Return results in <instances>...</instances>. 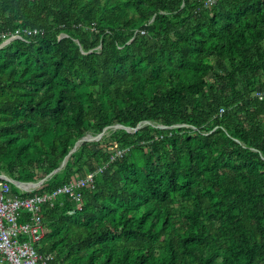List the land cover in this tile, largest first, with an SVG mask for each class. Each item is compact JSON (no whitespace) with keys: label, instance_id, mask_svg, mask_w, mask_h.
<instances>
[{"label":"trees","instance_id":"1","mask_svg":"<svg viewBox=\"0 0 264 264\" xmlns=\"http://www.w3.org/2000/svg\"><path fill=\"white\" fill-rule=\"evenodd\" d=\"M207 1L0 0L40 30L0 47V171L69 155L32 195L110 162L44 206L49 264H264V0Z\"/></svg>","mask_w":264,"mask_h":264},{"label":"built area","instance_id":"2","mask_svg":"<svg viewBox=\"0 0 264 264\" xmlns=\"http://www.w3.org/2000/svg\"><path fill=\"white\" fill-rule=\"evenodd\" d=\"M216 0H208L206 4H212ZM145 33L144 30L141 31ZM40 33L37 28H19L15 32L6 34L0 31V46L10 44L15 39H25V36H35ZM257 95L263 99L264 93L259 91ZM224 110L222 109V112ZM127 149L120 148L111 155V160L124 156ZM110 162L88 172L83 177H77L68 183L59 186L52 192H44L30 195L28 193L40 188L24 184L15 185L13 180L4 171H0V264H49L53 254L39 251L37 245L43 241L46 235L44 220V206L54 205L62 195L71 197L76 209L82 208V192L87 187L95 186V178L104 172ZM20 190V192L18 191Z\"/></svg>","mask_w":264,"mask_h":264},{"label":"water","instance_id":"3","mask_svg":"<svg viewBox=\"0 0 264 264\" xmlns=\"http://www.w3.org/2000/svg\"><path fill=\"white\" fill-rule=\"evenodd\" d=\"M0 47H3V46H0ZM146 123H149V121H146ZM142 123H139V125L135 128H131L129 126H125V125H122V124H115V125H111V126H108V127H105L103 129V131L101 133H99L98 135H87V136H84L83 138L79 139L75 146L73 147V149L70 151V154L75 152L78 147L80 146L81 143L85 142V141H95V140H99L103 137V135L105 134V132L113 127V128H125L126 130H128L129 132H135L137 131L138 129H140L142 127ZM178 126V125H177ZM159 127H162V128H165L166 126L164 125H159ZM68 157L69 155L65 158V160L62 162V164L60 165V167L56 168L55 170H53L50 174H48L46 177H44L43 179L37 181V182H25V181H21V180H13V183L14 185H19V186H24V184H32V185H35V186H39V185H42L49 177H51L53 174L57 173L58 171H60L66 164L67 160H68Z\"/></svg>","mask_w":264,"mask_h":264},{"label":"rangeland","instance_id":"4","mask_svg":"<svg viewBox=\"0 0 264 264\" xmlns=\"http://www.w3.org/2000/svg\"><path fill=\"white\" fill-rule=\"evenodd\" d=\"M13 188L15 189V185L13 184ZM20 192V190H18Z\"/></svg>","mask_w":264,"mask_h":264},{"label":"bare ground","instance_id":"5","mask_svg":"<svg viewBox=\"0 0 264 264\" xmlns=\"http://www.w3.org/2000/svg\"><path fill=\"white\" fill-rule=\"evenodd\" d=\"M139 125V124H138Z\"/></svg>","mask_w":264,"mask_h":264}]
</instances>
